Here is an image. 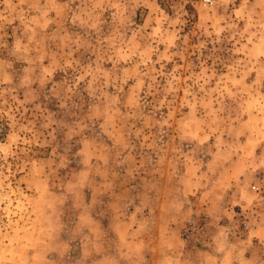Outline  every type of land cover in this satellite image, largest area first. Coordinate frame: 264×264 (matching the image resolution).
<instances>
[{"label": "rangeland", "instance_id": "374dc122", "mask_svg": "<svg viewBox=\"0 0 264 264\" xmlns=\"http://www.w3.org/2000/svg\"><path fill=\"white\" fill-rule=\"evenodd\" d=\"M0 264H264V0H0Z\"/></svg>", "mask_w": 264, "mask_h": 264}, {"label": "built area", "instance_id": "2783aa9c", "mask_svg": "<svg viewBox=\"0 0 264 264\" xmlns=\"http://www.w3.org/2000/svg\"><path fill=\"white\" fill-rule=\"evenodd\" d=\"M206 1H210V0H206Z\"/></svg>", "mask_w": 264, "mask_h": 264}]
</instances>
